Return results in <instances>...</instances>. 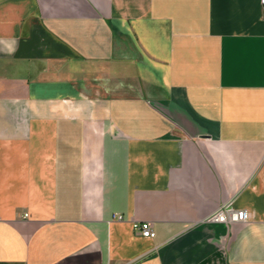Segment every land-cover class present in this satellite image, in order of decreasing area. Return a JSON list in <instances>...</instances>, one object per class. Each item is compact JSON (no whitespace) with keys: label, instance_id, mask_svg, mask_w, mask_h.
Returning <instances> with one entry per match:
<instances>
[{"label":"crops","instance_id":"obj_1","mask_svg":"<svg viewBox=\"0 0 264 264\" xmlns=\"http://www.w3.org/2000/svg\"><path fill=\"white\" fill-rule=\"evenodd\" d=\"M0 264H264L261 0H0Z\"/></svg>","mask_w":264,"mask_h":264},{"label":"built area","instance_id":"obj_2","mask_svg":"<svg viewBox=\"0 0 264 264\" xmlns=\"http://www.w3.org/2000/svg\"><path fill=\"white\" fill-rule=\"evenodd\" d=\"M264 9V0H261ZM115 217L121 218V215L115 214ZM250 219V214L246 209H238L232 206V204H223L215 213L208 217L207 221H219V222H246ZM135 229L143 236L154 238L156 231L152 221H139L134 223Z\"/></svg>","mask_w":264,"mask_h":264}]
</instances>
